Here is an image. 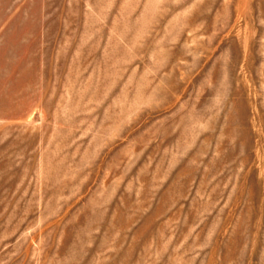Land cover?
<instances>
[{
	"label": "rangeland",
	"instance_id": "374dc122",
	"mask_svg": "<svg viewBox=\"0 0 264 264\" xmlns=\"http://www.w3.org/2000/svg\"><path fill=\"white\" fill-rule=\"evenodd\" d=\"M0 264H264V0H0Z\"/></svg>",
	"mask_w": 264,
	"mask_h": 264
}]
</instances>
